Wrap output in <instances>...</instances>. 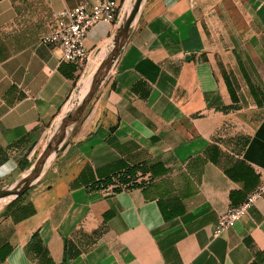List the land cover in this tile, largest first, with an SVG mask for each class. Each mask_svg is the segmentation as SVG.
I'll return each mask as SVG.
<instances>
[{
    "label": "crops",
    "instance_id": "obj_1",
    "mask_svg": "<svg viewBox=\"0 0 264 264\" xmlns=\"http://www.w3.org/2000/svg\"><path fill=\"white\" fill-rule=\"evenodd\" d=\"M81 1L95 0H0V181L40 151L89 84L81 92L84 69L40 40L54 12ZM216 16L228 40L211 36ZM117 23L87 29L88 57L108 48ZM233 31L242 37L232 41ZM262 86L264 0H142L106 78L41 173L16 199H0V245H10L0 264H264V190L212 233L216 216L264 179ZM249 107L260 112L247 130ZM236 161L257 175L248 188L224 172ZM120 162L163 170L142 186L89 188ZM159 201L180 211L165 218Z\"/></svg>",
    "mask_w": 264,
    "mask_h": 264
},
{
    "label": "built area",
    "instance_id": "obj_2",
    "mask_svg": "<svg viewBox=\"0 0 264 264\" xmlns=\"http://www.w3.org/2000/svg\"><path fill=\"white\" fill-rule=\"evenodd\" d=\"M122 8L121 3L116 0L78 2L54 12L48 31L40 36V40L56 46L59 50V59L71 62L83 70L89 58V52L83 45L87 29L99 21H118ZM263 190L264 179L246 192L239 202L228 205L216 216L212 233L218 234L232 225L247 212Z\"/></svg>",
    "mask_w": 264,
    "mask_h": 264
},
{
    "label": "water",
    "instance_id": "obj_3",
    "mask_svg": "<svg viewBox=\"0 0 264 264\" xmlns=\"http://www.w3.org/2000/svg\"><path fill=\"white\" fill-rule=\"evenodd\" d=\"M128 11L119 18L117 26L112 34L110 44L105 49V54L100 58L90 74V81L81 94L79 99L59 116V119L53 126V131L47 136L41 150L35 157L34 162L30 165L26 173H24L12 186L0 187V197L12 193V197L23 192L32 181H34L41 173L46 161L54 153V150L71 125L78 119L89 99L98 87L99 82L103 79L107 71L110 69L114 59L116 58L120 48L123 46L131 23L135 18L142 0H131ZM11 198V197H10Z\"/></svg>",
    "mask_w": 264,
    "mask_h": 264
},
{
    "label": "trees",
    "instance_id": "obj_4",
    "mask_svg": "<svg viewBox=\"0 0 264 264\" xmlns=\"http://www.w3.org/2000/svg\"><path fill=\"white\" fill-rule=\"evenodd\" d=\"M224 78L227 90L229 92V96L233 102H236L238 100V97L236 95V87H238V83L232 73H230V76L225 75ZM249 91L253 98H256L257 94L254 89L249 87ZM242 101H244V98H242ZM208 150L209 158L212 161H216L217 148L214 145H209L205 148L206 152H208ZM162 170L163 167L159 163L146 164L145 162H135L127 164L120 162L119 166L115 168V172H113L111 175H105L101 179L89 184V188L108 186V190H110V192H115L122 188L142 186L148 179H150ZM224 172L234 180H241L245 188L250 187L251 184L257 179V175L254 174L252 169L246 164H244L242 161H236L230 166L224 167ZM145 174L146 176L145 178H143ZM16 198L17 196H15L12 200ZM158 204L159 209L165 218L173 216L175 213L180 211V209H175L174 205L172 206L168 203H162L159 201ZM165 207H167L168 209H166ZM171 207H173V210L171 209ZM9 249L10 245L7 243H2L0 245V261L7 254Z\"/></svg>",
    "mask_w": 264,
    "mask_h": 264
},
{
    "label": "rangeland",
    "instance_id": "obj_5",
    "mask_svg": "<svg viewBox=\"0 0 264 264\" xmlns=\"http://www.w3.org/2000/svg\"><path fill=\"white\" fill-rule=\"evenodd\" d=\"M132 2H131V0H129V1H127L126 3H125V8H124V10H123V8H122V10H121V14H120V16H119V18H121V16L122 15H124L125 14V12H126V10L128 9V5L129 4H131ZM209 3H211V2H208V4ZM237 4V3H236ZM238 5V4H237ZM232 12H233V15L236 17V22H238L239 23V16H238V7L233 3L232 4ZM235 12L237 13V15L235 14ZM216 18V26L218 27V29H217V33H216V35H213V34H211V36H213V37H217V38H219L220 40L222 39V37H223V35H226L225 34V32H224V30H223V23H222V19H220V17L218 18V16H216L215 17ZM222 18V17H221ZM120 20V19H119ZM205 22H203L202 24H204ZM245 34V32H243L242 33V35H244ZM236 36H239V37H242L241 35H238L237 33H235L234 31L232 32V41H236L235 39V37ZM226 40H228V38H227V35H226ZM217 49H218V51H219V54L222 56V57H225L226 55L225 54H228V55H230L229 54V52H224L223 51V48H221L220 49V47H217ZM227 49V48H226ZM246 49V48H245ZM245 49H243V50H245ZM248 50H249V54H251V55H253V56H255V53H254V51H252L251 50V48H248ZM228 51H230L231 52V54H234L235 55V51H234V49L232 48L231 50H228ZM97 54V53H96ZM96 54H94V55H96ZM105 54V52H103V53H98L97 54V56H96V58L93 60V62H92V59L95 57V56H90L89 58H88V61H87V63H86V65L84 66V75H83V79L86 77V75H88V73H90V71L91 70H93L94 69V67L96 66V64L98 63V61L100 60V58L103 56ZM92 72V71H91ZM107 74H108V71H107V73L105 74V76L103 77V79H105L106 78V76H107ZM229 75H230V72H229ZM102 79V80H103ZM102 80L99 82V84L102 82ZM89 81H90V78H89ZM89 81H88V83H89ZM87 83V84H88ZM98 84V85H99ZM242 87L244 88V86L242 85ZM82 88V87H81ZM262 88H264L263 86H262ZM236 89H237V92H239V86L238 87H236ZM244 91L243 92H245L246 93V91H245V89H243ZM96 91V90H95ZM81 92H83V90L81 89ZM264 92V91H263ZM95 93V92H94ZM94 93H93V95H94ZM91 96V98L89 99V101H91V99H92V97H94V96ZM88 101V102H89ZM244 102V101H243ZM252 102V101H251ZM250 101L248 102V103H251ZM249 108H252L253 109V111L252 110H250L249 111V115H250V117H249V122H248V124H247V130H250V127L252 126V124H253V121L258 117V115H259V112H260V109H256V108H254V107H249ZM53 131V127L49 130V132L51 133ZM49 132H47V134L45 135V139H44V142H45V140H46V138H47V136H48V134H49ZM44 142H43V144H44ZM43 146V145H42ZM41 150V149H40ZM38 153H36L34 156H33V158L28 162L27 160L25 161H22L21 160V162L18 164V166H15V168L8 174V175H5V176H3L2 177V179H1V181H0V187H10V186H12L24 173H26V171L28 170V168L30 167V165L34 162V160H35V157H36V155H37ZM28 167V168H27ZM108 191H110V190H108ZM7 201H4V202H2L1 204H0V206L1 205H4L5 203H6Z\"/></svg>",
    "mask_w": 264,
    "mask_h": 264
},
{
    "label": "bare ground",
    "instance_id": "obj_6",
    "mask_svg": "<svg viewBox=\"0 0 264 264\" xmlns=\"http://www.w3.org/2000/svg\"><path fill=\"white\" fill-rule=\"evenodd\" d=\"M129 7H130V4L128 5V9H129ZM128 9L126 10V12L128 11ZM126 12H125V13H126ZM99 52H100V53H103V52H105V50L103 49V50H100ZM99 52H98V53H99ZM98 53H97V54H98ZM97 54L94 55L95 57L92 59V62H93V60L96 58ZM90 73H91V71H90ZM90 73H88V75H86V77L83 79V82H82V90L84 89V87L87 85V83H88V81H89ZM80 83H81V82H80ZM9 195H12V193L7 194V195H5V196H1L0 199H2V198H4V197H7V196H9Z\"/></svg>",
    "mask_w": 264,
    "mask_h": 264
}]
</instances>
